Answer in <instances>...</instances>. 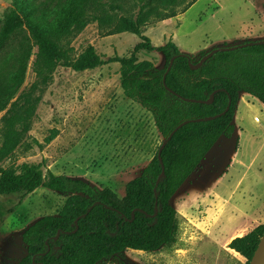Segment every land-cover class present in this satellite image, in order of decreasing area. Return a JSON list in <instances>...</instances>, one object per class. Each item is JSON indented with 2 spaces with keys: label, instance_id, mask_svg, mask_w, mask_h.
Instances as JSON below:
<instances>
[{
  "label": "rangeland",
  "instance_id": "1",
  "mask_svg": "<svg viewBox=\"0 0 264 264\" xmlns=\"http://www.w3.org/2000/svg\"><path fill=\"white\" fill-rule=\"evenodd\" d=\"M24 1L37 7L35 22H56L67 14L61 12L65 4L72 2L71 10L76 0ZM179 2L168 7L161 0H86L85 17L95 14L101 19L78 30V24L86 23L85 17L79 18L60 45L72 49L74 58L90 46L104 61L128 57L140 37L128 32L110 34L122 17L140 15L147 17L143 31L155 47L172 41L199 61L203 53L221 47V42L230 43L249 30L263 28L260 0H199L185 13L187 2ZM12 10L13 0H0V30ZM173 12L176 18L157 26L163 22L161 17ZM27 52L25 80L0 113V127L13 114L11 109H20L29 98L35 108L31 128L0 167L41 164L45 174L51 171L81 179L99 189L110 188L123 198L128 182L142 175L164 138L154 126L152 113L125 98L120 64L107 63L84 72L58 66L44 82L35 71L38 47L27 25L0 50V62L12 64L13 55ZM139 60L151 61L158 69L165 66L164 56L156 51L140 52ZM239 111L247 139H254V144L242 145L243 152L234 163L228 157L235 150L232 144L217 165L205 160L173 196L171 204L178 213L175 242L154 252L128 249L104 260L106 264L248 263L231 243L264 227V108L256 102L242 105ZM66 199L67 195L45 187L0 196V264H18L28 254L22 238L25 230L44 216L60 214Z\"/></svg>",
  "mask_w": 264,
  "mask_h": 264
},
{
  "label": "trees",
  "instance_id": "2",
  "mask_svg": "<svg viewBox=\"0 0 264 264\" xmlns=\"http://www.w3.org/2000/svg\"><path fill=\"white\" fill-rule=\"evenodd\" d=\"M181 1V4L187 2L185 13L199 0ZM74 2L71 10L68 7L72 2L65 4L61 12L67 14H61L56 22H35L33 15L37 7L24 0H13V10L0 30V50L16 31L27 25L38 47L35 71L44 82L58 66L84 72L107 63H119L125 97L152 113L163 138L183 121L218 115L225 111L230 100L231 106L215 120L191 121L178 130L162 151L165 176L160 183L156 185L162 171L159 147L142 175L128 182L123 198L110 188L99 189L81 179L55 175L51 171L45 174L41 164H23L18 169L0 167V196L29 194L40 187L67 195L60 214L44 216L25 230L22 238L28 254L18 264H106L104 260L128 249L154 252L173 244L178 213L171 200L219 138L231 137L234 133L232 122L240 93H248L264 105V45L220 51L200 69L192 70L190 63L198 61L182 53L172 41L162 47L153 45L143 31L147 17L139 15L136 19L122 17L110 34L128 32L140 37L141 42L130 56L104 61L95 47L90 46L74 58L72 49L60 45L72 23L87 14L86 0ZM179 3V0H161V4L168 7ZM75 10H78L76 15ZM175 17L177 14L173 12L160 21ZM85 18L86 23L78 24V30L89 21L101 19L95 14ZM142 51L161 53L165 66L158 69L151 61H140ZM173 58L174 65L166 75ZM13 59L12 64L9 60L0 62V113L8 108L24 82L30 53L13 55ZM216 91L214 102L206 103ZM34 110L29 98L20 109H11L13 114L5 120L3 128L0 127V162L10 157L23 142L30 131ZM52 140L53 137L48 142ZM263 235L264 227H260L233 240L231 248L244 255L250 264Z\"/></svg>",
  "mask_w": 264,
  "mask_h": 264
},
{
  "label": "crops",
  "instance_id": "3",
  "mask_svg": "<svg viewBox=\"0 0 264 264\" xmlns=\"http://www.w3.org/2000/svg\"><path fill=\"white\" fill-rule=\"evenodd\" d=\"M263 5H264V0H260V2L258 4V8H260L261 10L259 9L258 12H261L260 16H261V22H262V27H263L261 30H259L257 32L249 30L248 34H245V36L239 37L238 39L236 38L230 43L221 42L218 45H222L221 47H224V46H235V45H238V44H242L244 42L263 40L264 39V10H263L264 6ZM167 21L168 20L160 22V23H158L157 26H159L160 24H163V23H165ZM144 30H145V28H144ZM179 49H180V51L182 53L188 54V51H186V50H184L182 48H179ZM127 100L133 102L132 100H130L128 98H127ZM256 102H259L261 104V106L264 108V105L257 98H255L252 95H250L248 93H245V92L240 93V99H239V102L237 104L235 115H234V119H233V122H232V125L234 127V133L232 134L231 137L221 136L219 138V140L216 142V144L212 147V149L208 152V154L206 155V157L204 158V160L202 161L200 166L207 159L209 161H212L213 163H215V165H217L218 162L226 154V151H227L228 147L231 146V144H232V147L235 150H234V152H229L228 153V157L230 159H232L231 163H234L233 160L236 161V157L240 156V154L243 152L242 145H247L249 143H251V144L253 143L254 144V139H252V140L247 139L248 138L247 137V132H245L243 130L244 129L243 127L245 126V123L243 121V118L242 119L240 118L241 115H240V111L239 110H240V107L242 105L248 106L251 103H256ZM154 126H155V123H154ZM155 128H156V126H155ZM157 132H158V130H157ZM69 177H71V176H69Z\"/></svg>",
  "mask_w": 264,
  "mask_h": 264
},
{
  "label": "water",
  "instance_id": "4",
  "mask_svg": "<svg viewBox=\"0 0 264 264\" xmlns=\"http://www.w3.org/2000/svg\"><path fill=\"white\" fill-rule=\"evenodd\" d=\"M254 45H264V39L263 40H259V41H249V42H245V43H242V44H238V45H235V46H224V47H217V48H214L212 49L211 51L207 52L203 57H201V59L196 63H190V67L192 70H198L200 69L205 63H207L216 53L220 52V51H233V50H237V49H240V48H243V47H248V46H254ZM174 62H175V58H173L171 61H170V64L167 68V72H166V75L170 72V70L172 69L173 65H174ZM166 75L164 77V84L166 83ZM217 93L214 92L212 94V96L210 97V99L208 101H205L206 103L208 104H211L214 102V98H215V94ZM187 101H196V100H190V99H185ZM199 102H203V101H199ZM230 106H231V100L227 106V108L225 109L224 112L218 114V115H215V116H211V117H208L207 119H204V118H200V119H196V120H186V121H183L181 124H179L171 133L168 137L164 138L163 140V143L162 145L160 146V149H159V152H158V157H159V160L160 162L162 163V171L160 173V175L158 176L157 178V181H156V185H158L160 183V181L162 180V178L165 176V168H164V165H163V161H162V151L164 150V148L166 147L167 143L172 139V137L176 134V132L178 130H180L183 126H185L186 124H188L189 122L191 121H204V120H215L221 116H223L224 114H226L229 109H230ZM250 264H264V235L261 239V242L250 262Z\"/></svg>",
  "mask_w": 264,
  "mask_h": 264
}]
</instances>
